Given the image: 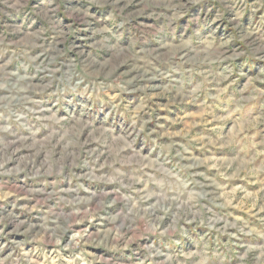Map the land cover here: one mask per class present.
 <instances>
[{
	"label": "clouds",
	"instance_id": "clouds-1",
	"mask_svg": "<svg viewBox=\"0 0 264 264\" xmlns=\"http://www.w3.org/2000/svg\"><path fill=\"white\" fill-rule=\"evenodd\" d=\"M0 264H264V0H0Z\"/></svg>",
	"mask_w": 264,
	"mask_h": 264
}]
</instances>
